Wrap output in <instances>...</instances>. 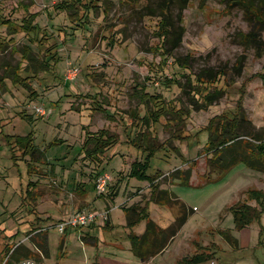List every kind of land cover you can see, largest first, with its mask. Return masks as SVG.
I'll list each match as a JSON object with an SVG mask.
<instances>
[{
  "label": "rangeland",
  "instance_id": "rangeland-1",
  "mask_svg": "<svg viewBox=\"0 0 264 264\" xmlns=\"http://www.w3.org/2000/svg\"><path fill=\"white\" fill-rule=\"evenodd\" d=\"M62 1L0 0V21L11 22L10 26L0 25L3 66L10 63L25 77L23 69L29 62L23 50H32L44 61L52 56L51 51L59 58L50 72L28 79L31 89L15 85L9 78L0 81V264L25 260L87 264L88 256L89 264H96L92 257L98 254L125 264H141L129 247L131 241L122 224L126 222L123 208L132 199L143 204L151 197L148 181L130 177L132 165L146 158L133 141L149 133L165 147L151 157L148 175L160 172L161 188L174 192L193 210L170 248L169 263L264 264V214L239 230L231 211L232 206L243 203L258 206L248 192L264 193V173L239 164L223 176L211 175L213 181L206 178L207 128L213 119L218 124L226 115L244 112L247 121L242 132L264 136V47L260 50L248 38L254 31V18L242 6L228 7L224 0H190L184 11L183 43L167 55V37L160 35L161 0H101L100 9L90 11L85 22H73L68 12L57 9ZM179 2L173 8L176 28ZM253 4L264 5V0H253ZM31 15H35L36 34H26L21 26ZM261 36L264 42V29ZM187 56H192L189 64L181 65ZM70 64L80 68L75 82L65 80ZM5 68L0 69V79L8 75ZM210 68L222 70L226 76L205 86L197 75ZM212 92L220 96L208 106L204 100ZM151 96L153 101H161L162 112L169 115L148 126L143 118L160 107L146 101ZM37 108H45L47 116L37 113ZM101 130L118 142L105 156L93 158L84 149L87 133ZM30 135L49 160L33 165L35 174L30 173L29 156L20 148L14 157L8 143L10 138ZM177 173L190 178V184L174 179ZM105 174L111 180L107 193L100 195L97 180ZM34 183L37 200L34 195L28 205L23 198ZM96 200L94 208L91 204ZM28 207L39 211L40 218L36 220ZM110 207L115 230L94 232L106 242L103 249L88 248L79 240V231L106 225L98 220L90 227L69 229L67 250L73 257L62 256L61 243L67 233L61 234L58 225L77 212H107ZM150 214L162 227L177 217L176 210L154 203ZM40 225L49 229L48 258L38 253L31 237ZM140 230L144 223L137 226ZM118 236L124 237L130 251H118L111 245ZM30 251L36 255L28 257ZM197 255L202 256L198 263L191 261Z\"/></svg>",
  "mask_w": 264,
  "mask_h": 264
},
{
  "label": "trees",
  "instance_id": "trees-1",
  "mask_svg": "<svg viewBox=\"0 0 264 264\" xmlns=\"http://www.w3.org/2000/svg\"><path fill=\"white\" fill-rule=\"evenodd\" d=\"M126 2H131V0H125ZM138 0H132L136 2ZM228 7L232 6H242L246 14H250V17L254 18L255 26L254 31L248 36L250 41L252 40L256 43V46L263 50L264 42L261 36L262 30L264 29V5H255L253 0H224ZM99 2L101 0H63L61 3L56 5V8L69 13V17L73 22H85L88 19V13L90 11H97L100 9ZM190 0H181L179 2V11L176 15V20L178 23V28L175 27L174 23V10L173 8L177 5L176 0H161L158 6L159 15L162 17L161 21V32L166 38L168 44L165 45V51L167 55H172L183 43V39L186 33V28L184 26V11L187 9ZM146 9H152L151 6H146ZM83 13L81 14V12ZM149 15H157L155 12H150ZM35 20V15H31L27 19L23 20V28L26 34H36L37 26L33 24ZM11 22L6 20L0 21V25L10 26ZM0 42V49H1ZM27 47V46H26ZM28 49H30L28 47ZM2 50V49H1ZM21 52V51H20ZM25 55L26 60L29 62L26 69V76H22L19 73V68L14 69L10 63L2 65L0 62V69L5 68L8 71V75L1 78L0 81L3 82L6 78L12 79L13 84L22 85L25 88L31 89L28 84V79L35 77L39 72H50L53 68L51 65L57 64L59 58L55 53L51 51V55L47 61L41 60L36 54L29 50L26 52L22 51ZM53 53V54H52ZM192 56H187L181 65L189 64V60ZM54 62V63H53ZM11 68V69H9ZM22 70V71H23ZM204 72V73H203ZM202 73L197 75V81L206 85H214L218 81L219 76H226V73L222 70L214 71V69H206ZM31 74H34L33 76ZM220 94L217 92L209 93L205 97L206 105H212L219 98ZM155 99V98H154ZM147 102H152L153 105L160 106L154 111H150L144 118L143 121L146 125L150 126L151 123H159L162 117H166L167 112L163 113V106L159 99L153 101L152 96L146 99ZM99 107H102L99 105ZM98 109V108H97ZM247 121L244 112H238L233 117L226 115V119L218 124H214V119L211 121L207 128L210 134L206 153L209 155L207 161V167L209 169L207 180L213 181L211 175L216 174L218 177L225 175L233 168L239 164H245V166L253 171L264 173V136L250 135L248 133H243L242 128L244 122ZM154 137L149 133L147 136H141L139 141H133L134 146L143 154H146V158L143 162H135L131 169V178H136L139 181H148L151 187V197L145 203H136L130 207L124 208V213L127 219V228L131 230L129 234V239L132 243V251L135 255L141 259L143 262H147L157 255L164 252L172 241L178 236L180 231L187 224L190 216L193 214V210L189 209L182 200L172 191L162 189L160 186V179L163 175L157 172L155 175H148L150 168L151 157L156 153L157 149L164 148V144H159L154 141ZM117 140L114 136H111L108 131L101 130L98 133H87V141L84 149L89 153V156L102 157L105 156L106 151L117 144ZM11 146L14 157L16 149H22L26 156H29L30 164L29 170L31 174L35 164H40L39 160L46 159L49 161L45 155V151L40 150L34 145L32 136L27 137H13L8 140ZM93 147L90 149L89 147ZM89 149V150H88ZM16 159V158H15ZM49 163V162H48ZM46 164V162H43ZM174 179H179L181 184L189 185L190 178H183L180 173L174 174ZM34 188L32 191L28 192L23 200L28 199V205H32V200L34 199V190L37 184L34 183ZM97 186V185H96ZM28 196V197H27ZM248 197L250 200L257 202L258 206H252L247 203L238 204L231 207V211L234 215L235 224L237 229L243 230L251 225L255 221H259L264 214V193L259 190H253L248 192ZM154 203L159 206H165L170 209H174L177 212V217L175 222L168 228H162L155 221L152 220L150 214V205ZM29 208V213L37 220L40 218L39 211L34 208ZM34 210V211H33ZM33 211V212H32ZM142 222H146V230L144 234L137 235L133 229L139 226ZM109 227V222L106 223L105 228ZM68 231H66L67 233ZM31 237L33 238V243L38 249V253L44 258L50 257V247H49V229L43 228L41 225L34 228ZM83 240L88 244L91 243L93 238L83 237ZM33 251V250H32ZM30 251L28 257L36 255L35 252ZM17 253L16 250L12 252V255ZM8 257V256H7ZM12 257V256H11ZM199 256L197 255L191 261L198 263ZM204 257V256H203ZM14 258V257H13ZM17 258V257H16ZM19 260V258H17Z\"/></svg>",
  "mask_w": 264,
  "mask_h": 264
},
{
  "label": "crops",
  "instance_id": "crops-1",
  "mask_svg": "<svg viewBox=\"0 0 264 264\" xmlns=\"http://www.w3.org/2000/svg\"><path fill=\"white\" fill-rule=\"evenodd\" d=\"M97 201L98 200H96L93 204H91L94 208H97L96 207V203H97ZM131 201H133V202H131V204L129 205V206H127V207H130V206H132V205H134V204H136V203H138V202H135L136 200H131ZM89 210V209H88ZM106 211V210H105ZM108 211L110 212V220H109V227H108V229L107 230H110V231H113V230H115V227H114V225H113V222H112V219H111V214H112V212H113V209L110 207L109 209H108ZM123 211H124V208H123ZM124 216H125V213H124ZM153 221H155L154 219H152ZM125 221L126 222H124V224H122V227H123V229H124V231H125V233L126 234H130V232H131V230L130 229H128L127 228V219H126V216H125ZM156 222V221H155ZM175 221H173V223H174ZM144 223V230H140L139 232L137 231V227L135 228V229H133V231L137 234V235H142V234H144V232H145V230H146V226H147V223L146 222H142L139 226H141L142 224ZM157 223V222H156ZM173 223H171L170 225H167L166 227H162L160 224H158L159 226H161L162 228H168L169 226H171ZM105 228V225L104 226H102V227H99V229H91V228H89V229H85V231L83 232V231H79V233H81V235H80V238H79V240H80V242L82 243V245H84V246H86V247H88V248H92V249H96V250H102L103 249V244H105L106 242L105 241H102V239H101V237L99 238V237H97L95 234H94V232L96 231V230H100V229H104ZM183 230V229H182ZM182 230L180 231V233L178 234V236L175 238V240L174 241H172L171 242V244L169 245V247L164 251V252H162L161 254H159V255H157L156 257H154V258H152L151 260H149V261H147V262H143L141 259H140V261L142 262L141 264H170L169 263V261H168V257L169 258H171L170 257V255L172 254V251H170V248L173 246V244L175 243V241L178 239V237L180 236V234H181V232H182ZM70 232V231H69ZM69 233H67V234H65L64 235V240L62 241V243H61V250H62V256L64 255L65 257H67V260H69L70 258H72L73 257V255H72V252L70 251V252H68V250H67V242H66V237H67V235H68ZM87 237V238H93L94 240H92V242L91 243H86L84 240H83V237ZM129 237V236H128ZM112 240L113 241H111L110 243H111V245L112 246H114L115 248H117L118 249V251H121V249L120 248H123L122 249V251H125V250H127V251H130V249L132 248V243L130 244V249L128 248V247H126L125 246V243H126V240L124 239V237H120V236H118V237H113L112 238ZM35 248H36V246H34ZM107 249V248H106ZM36 250L38 251V249L36 248ZM66 250V251H65ZM115 256H117V255H115ZM44 258V257H43ZM94 260H95V263L96 264H125V263H122V262H119V261H115V260H113V259H111V258H107V257H101V255L100 254H98V255H95L94 257H92ZM67 260H65L64 262H66ZM87 261H86V263L87 264H89L90 263V261H91V258H90V256H88L87 257V259H86Z\"/></svg>",
  "mask_w": 264,
  "mask_h": 264
},
{
  "label": "built area",
  "instance_id": "built-area-1",
  "mask_svg": "<svg viewBox=\"0 0 264 264\" xmlns=\"http://www.w3.org/2000/svg\"><path fill=\"white\" fill-rule=\"evenodd\" d=\"M80 76V68L70 64L69 69L65 75V80L68 82H75ZM37 113L47 116L45 108H37ZM111 177L107 174L102 175L97 180V191L100 195L107 193L108 183ZM110 212H97V211H82L71 215L69 218L60 223L57 227L61 234L66 233L69 229H80L84 227H90L101 220L103 223H107L110 219ZM21 264H35L32 260H25Z\"/></svg>",
  "mask_w": 264,
  "mask_h": 264
}]
</instances>
